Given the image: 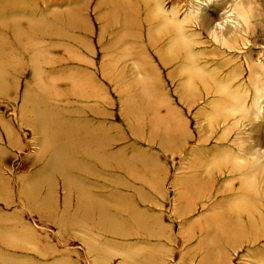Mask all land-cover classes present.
Listing matches in <instances>:
<instances>
[{"label": "rangeland", "instance_id": "rangeland-1", "mask_svg": "<svg viewBox=\"0 0 264 264\" xmlns=\"http://www.w3.org/2000/svg\"><path fill=\"white\" fill-rule=\"evenodd\" d=\"M84 1L74 4L73 0H0V45L5 47L4 55L0 56V62L5 65L0 67V75L4 73L9 76L7 81H13L12 92L0 96V264H6L2 261L7 264H264V164L241 171H236L231 164L234 157L248 158L264 149V113L259 122H252L241 133L231 126L233 121L227 120L224 111L229 106L239 107L244 103L243 98L233 92L234 99L224 101L216 95L215 87L216 81L227 83L233 79L242 86L247 84L253 61L264 51V0H211L210 3L188 0V4L185 0H166V7L175 8L181 18L184 5L186 11L189 6L201 9L198 26L193 33H185L189 38L194 33L197 35V47L175 54L169 52L176 43L175 33L168 32V48L167 43L164 46L161 43L159 48L145 47L142 43L138 48L130 36L119 33L121 23L106 30L102 18L107 11L99 3L104 5L107 0ZM118 1L121 7L135 4V0ZM146 1L153 11L157 0ZM237 2L255 12L246 34L227 25L223 30L217 29L216 25L223 23L225 12ZM70 16L84 21L87 31L80 33L68 27L66 18ZM150 29L157 34L155 24ZM145 30L148 31V26ZM214 30L217 39H227L230 49L213 42ZM30 31L42 32V36L58 33L34 42L41 49L37 50L38 55H32L35 65L30 61L33 57H26V50L16 49L15 45L19 34L25 36ZM110 43L113 45L109 47ZM74 49L78 55L72 58ZM138 54L148 57L149 61L143 62ZM167 56L171 57L170 64L164 67L159 61ZM55 57H60L57 62ZM182 68H199L208 76L203 82L198 80L196 90L190 91L184 83L188 77L181 75ZM149 73L154 74L152 81L146 80ZM153 84L159 91L158 113L164 117L170 109L172 118L169 115L168 121L152 123L153 109L149 106L143 109L139 123L131 121L130 124L123 113L128 104H133L131 97L135 96V101L143 99V91L145 97L149 96L155 90ZM87 85L101 89L97 92L98 98L74 99L84 97L73 92ZM232 87L235 89L236 85ZM49 93L54 95L53 103L50 102L53 105L43 107L47 112L41 116L47 127L36 135L28 124L23 125L35 119L31 110L20 111L24 96H42L43 101L49 102ZM252 103L250 96L247 106L252 108ZM97 113H103L104 117ZM255 113L256 109L252 108V114ZM74 119L78 123L75 126L82 127L83 133L78 136L85 135L92 127L99 128L98 121L108 130L112 143L105 151L111 158L121 154L122 168L118 171L108 168L114 174L86 176L94 184L123 183L115 190L109 185L106 188L96 185L94 193L116 192L117 198L127 196L124 203H131L153 226L154 231L143 238L146 243L141 241L135 245L132 238H111L97 226L82 224L76 229L72 222L75 225L82 222L75 220H69L71 224H66L68 220H40L36 214L39 206L29 204V208L20 201L21 188L37 186L35 174L42 170L44 162L54 159L52 153L64 146V143L54 144L58 135L52 125ZM87 119H91V124L85 123ZM63 131L70 138L69 150L72 145H83V150L88 146V140L72 143L71 138L76 136L73 126L65 124ZM6 133H10L15 148L9 146ZM241 139L247 143L242 151ZM84 152L88 151L68 159L76 157L84 161ZM93 161L97 167L98 163ZM62 164L69 166L67 160ZM253 173L257 178L255 189L243 179ZM58 176L53 172L50 179L57 185L54 194L60 217L64 207L59 205L68 191L59 185ZM30 178L33 181L25 184ZM197 178L205 180L201 197L191 193ZM41 198L40 195L37 201L41 202ZM189 208L193 211L182 215ZM226 210H239L236 213L242 217V225L247 224L246 218L250 216L259 237L253 244L231 238L233 248L223 245L216 250L215 263L206 259L205 250L200 248L204 235L197 229ZM112 214L119 216L118 211Z\"/></svg>", "mask_w": 264, "mask_h": 264}, {"label": "bare ground", "instance_id": "bare-ground-1", "mask_svg": "<svg viewBox=\"0 0 264 264\" xmlns=\"http://www.w3.org/2000/svg\"><path fill=\"white\" fill-rule=\"evenodd\" d=\"M73 1L74 4H79L81 1L85 2L84 0H73ZM116 1L118 0H107V3H105L104 5H101L102 3H99V6L107 11V13L102 18V20L105 22L106 30L109 28H113L115 24L120 25L121 23L122 28L120 29L121 31L119 33L124 36L125 35L130 36V38L133 39L134 43L137 45L138 48H141L142 45L140 44L142 43H144L145 47L152 46V48L155 47L159 48L161 43H163L162 44L163 46L165 45V43H167V48H168V42L170 41L168 32L164 33L163 35H158L156 34V31L154 32L150 29V26L152 24H155L156 28H159V23L153 20L151 15L152 11L150 10V5L148 1L135 0V4L129 3L123 5V7H121L120 1H118L119 3H116ZM76 11L78 14H80L78 10ZM66 19L69 20L67 21L69 23L68 27L73 29V31L74 30L79 31L80 33L84 32L83 30L87 31V26L84 21L80 19H76L75 16H73L72 18L70 16L69 18ZM59 24L62 25L63 22L60 21ZM146 26H148V31L145 30ZM39 33L40 35H38ZM57 34L58 33L56 31L49 33V35H45V36H42V32H37V31L34 32L30 31L25 36L19 34L18 39L15 42V45L18 46L16 49L23 48V50H26L24 55L28 58H31L33 57L32 56L33 54L38 55L39 54L38 51L39 50L41 51L40 46L36 48L37 44H34V42L38 41L39 43L42 40V37L44 38L47 36L53 37ZM45 40L42 42L48 41ZM49 40H55V39L51 38ZM74 43L75 44L83 43L85 45L84 42H79V41H75ZM111 45H113V43H110L109 47ZM4 51H5V47L0 45V56L4 55L5 53ZM72 54H73L71 55L72 58H75L74 56L78 55L75 49ZM137 56L141 57L143 62L149 61L148 57L144 56L143 54L142 55L138 54ZM57 58L58 57H55L54 61L57 62L60 57L58 59ZM170 58L171 57L169 56L162 57L161 58L162 61L159 62L162 66L168 67V65L170 64ZM33 60L34 57L32 60H30L32 64H34ZM2 66L5 65L1 63L0 67ZM87 67L89 70L91 69L92 66L90 67V65H87ZM142 68L144 67L142 66ZM105 74H110V73L105 71ZM105 74L104 76L106 77ZM149 74L146 77V80L152 81L151 78L154 77V74L153 73L150 75ZM8 77L4 73L0 75V96H4L7 93L10 94L12 92L11 88L13 81L12 80L7 81ZM149 84L152 83L150 82ZM90 87L92 86L87 85L84 86L83 89L75 90L73 94H77L79 96H84V97L75 96L73 98L77 100H84L85 98L89 100L92 98H98L97 92L101 91V89H94L93 87L91 89ZM154 88H155L154 92L147 97L144 96L146 95V93L145 91H143L142 93L143 99L141 98L140 100L137 101H135L136 97L135 96L131 97L130 94L129 98L130 97L134 98V102L133 104H128L127 109L123 113V117L126 120H128L130 124L132 123L131 121H134V123H139L141 117L143 116V111H144L143 109L149 108V106L152 107L153 109V115H151L152 123L159 124L160 121H168L167 119H169L170 117L172 118L170 109H167V112L165 113L164 117H162L160 113H158L159 102L156 100V97L158 96L157 94L159 91L157 89L158 87H155L153 84V89ZM149 89L150 88L148 87V90ZM9 94H7V96ZM48 96H49L48 97L49 102L45 100L43 101L42 96H33V98L32 95H28V94L24 96L25 103L21 106L20 111L31 110L32 112H34L35 119L33 120V122L30 123L24 122L23 125L25 126V124H28L30 130L34 132L36 135L42 134L47 127L45 119L44 118L41 119V116L44 115L45 112H47L46 110L43 111V107L47 109V107H51L53 105L50 102H52L51 100L54 99V95L53 94L50 95L49 93ZM30 98L32 99L31 101ZM145 99L147 100L144 102ZM148 102L150 103L149 105ZM161 105L164 104L161 103ZM97 114L104 117L103 113H97ZM157 117H160L161 119H158ZM156 118L157 120L156 122H154ZM82 122L80 121V123ZM86 122H90L91 124V119L90 120L87 119L85 123ZM97 123H98L97 126H100L99 128L92 127L90 131L83 136H78L81 135V133L83 132H82V127L78 128L77 126H75L78 125L75 119L72 121L66 120L65 122L64 121L57 122L54 125H52L53 126L52 129L58 135V138L54 140V144L59 146V144L64 143V146L61 148L59 152L52 153L54 159L51 161L48 160L47 162H44L43 163L44 166L42 170H40L39 172H37V174H35V177L33 179L36 178V181H38L37 186L35 185L34 186L30 185V187H28L27 185L24 186L26 183L28 184L29 182L33 181L32 178H30L25 182V184L23 185L24 187H22L21 191L19 192L20 195L19 199L20 201L26 204V207L28 206L30 208L29 204L39 206L36 208L37 211L36 214L38 215V217H40V220H46L50 222H52L55 219L68 220V221L75 220L77 223L82 222L79 225H75L74 222H72L74 228L76 229L79 228V226L81 227L82 224H85V226H92L94 228L95 226H97L99 231L104 229L105 234L107 236H111V238L119 239L125 237L124 239L127 240L129 238H132L136 243L135 245H137L141 241L145 242L143 238L146 234H148L149 231L150 232L154 231L153 226H151L150 222L148 221V218H142L140 216V213L131 203H124L126 202V198H128L125 195L123 196L118 195L117 198L115 197L117 196L116 192L112 194L108 193L102 195H97L96 193H94L96 185H98V187H101L102 185L104 188H106L105 186L109 185L110 189L114 188L115 190V188H119V186H121L123 183H121V181L119 184L116 183L114 184L113 182H110L111 184H106L105 182H102L100 185V184L92 183L89 180L90 178H87V176L88 177L98 176L99 173H101L102 175L114 174L111 171H108V168L110 167L116 169L117 171L120 169V167L122 168L121 154H119L117 158L114 157L111 158L112 156H109L110 153L109 152L107 153L105 151L107 149V146L110 145L112 142L110 141V139H108L110 138L109 133L108 130L105 128L103 122L98 121ZM65 124L71 125L74 128L76 136L71 138L72 143H77V142L85 143L88 140L87 142L88 146H85L84 150L82 149L83 145L80 146L72 145V149L69 150L70 145L68 144H70V138H68L67 134L64 133L65 130L63 131ZM69 129L71 131L72 127ZM155 129L158 130V128ZM173 130L175 129L172 126V131ZM94 131H96L95 134L92 133ZM6 136L10 142L9 146L10 147L13 146V148H15V143L11 139L10 133H6ZM99 143H100L99 145L100 147L97 148ZM85 150L88 152L87 153L84 152V155L86 156V159L84 161H82L83 159L79 161L78 159H76V157L73 159L72 158L68 159L72 156L78 155L79 152ZM89 152H91V154H89ZM97 153L101 155H98ZM94 159L96 163H98L97 167L93 165ZM63 160H67L69 162V166H64L62 164ZM50 171L52 172L50 173ZM53 172H57L59 175L58 177L60 178L61 181L59 182L60 183L59 185L63 188V190L68 191V193H66L65 195V198L62 200V205H59L60 208L64 207L60 217L57 216L58 209H56V207H58V203H56L57 200L55 199V194H54L57 185L54 184L50 179L51 174ZM73 181L75 183H73ZM204 181L202 180V178L201 180L200 178H197L195 182L193 181L196 185H195V189H193V191L191 192L192 195L194 194L196 197L198 196L201 197L200 192H204L202 188H205L202 185L204 184ZM40 195L42 196L41 202H38L37 200L39 199ZM71 200H74L73 203L71 202ZM111 202H113V205L110 206ZM112 206H114V208ZM117 211L119 212L120 217L112 214V212L117 213ZM192 211L189 208V211L188 210L186 212L183 211L182 215H184V213H190ZM236 212H239V210H235V212L234 211L230 212V210L229 211L226 210V212H224L223 215H221L220 217L217 218L214 217L206 220V222H204L202 226L200 225L201 227L197 229V231H200V234L204 235L200 248L205 250L207 256L206 259L209 258L211 260H214L216 263V259H218L216 256V250H218L223 245L228 248H233L231 247L232 245L231 238L233 237L237 238L236 240L243 239L248 243H252V244L257 241L259 235L255 232L254 220L251 219L250 216H247L246 218L247 224L245 223V225L244 224L242 225L240 223L242 217H239V215ZM124 214L125 216L124 218H122ZM179 216L181 215L179 214ZM123 219H127V220H123ZM69 223L70 221L66 222V224ZM139 237L142 239L138 240ZM217 241L219 242V244ZM2 262L7 264V262L5 261Z\"/></svg>", "mask_w": 264, "mask_h": 264}, {"label": "clouds", "instance_id": "clouds-1", "mask_svg": "<svg viewBox=\"0 0 264 264\" xmlns=\"http://www.w3.org/2000/svg\"><path fill=\"white\" fill-rule=\"evenodd\" d=\"M208 2L210 3L211 0H208ZM185 3L188 4V0H185ZM166 4V0H157L151 15L153 20L159 23V28L157 29L158 35H163L167 32L176 34V43L173 47H170V54L189 51L197 47V35L194 33V35L189 38L185 33L194 32L195 27L198 26L201 9L189 6L186 11L184 5V14L181 18V13L179 11L175 10V8L168 9ZM254 15L255 12L251 7L246 8L241 3L237 2L230 11L225 12L223 23L217 24L216 28L223 30L224 26L227 25L231 26L234 30H238L241 34H246L245 30L249 27L250 21ZM212 37L214 43L230 49L227 39L216 38L215 30L212 33ZM181 75L188 77L184 83L190 91L196 90V82L198 80L203 82L205 77L208 76L207 73H204L199 68H182ZM233 85H236L235 89H233ZM215 87L216 95L224 101L234 99L233 92L238 93L244 100V103L239 107L229 106L224 111L227 120L233 121L231 126L234 129L242 133L252 122H259L261 114L264 113V51H261L258 58L253 61V72L248 78L246 85L242 86L237 84V81L233 79L228 80L227 83L216 81ZM250 96L253 98L252 108L256 109L255 115L252 114V108L247 106V100ZM239 147L242 151L247 147V143L241 139ZM231 164L236 171L256 169L264 164V149H260L257 153L248 158L234 157L231 160ZM243 179L250 188L255 189L257 178L254 173Z\"/></svg>", "mask_w": 264, "mask_h": 264}]
</instances>
